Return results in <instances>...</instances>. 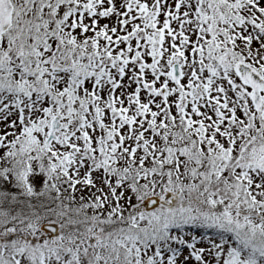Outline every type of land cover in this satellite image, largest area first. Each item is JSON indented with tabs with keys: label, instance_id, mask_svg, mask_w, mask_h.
Listing matches in <instances>:
<instances>
[{
	"label": "snow or ice",
	"instance_id": "obj_1",
	"mask_svg": "<svg viewBox=\"0 0 264 264\" xmlns=\"http://www.w3.org/2000/svg\"><path fill=\"white\" fill-rule=\"evenodd\" d=\"M0 264H264V0H0Z\"/></svg>",
	"mask_w": 264,
	"mask_h": 264
}]
</instances>
